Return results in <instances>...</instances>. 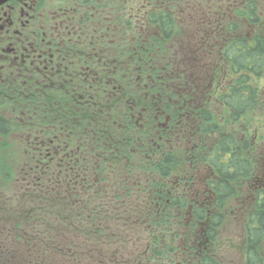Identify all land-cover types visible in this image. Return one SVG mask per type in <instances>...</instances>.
Segmentation results:
<instances>
[{
	"label": "flooded vegetation",
	"instance_id": "1",
	"mask_svg": "<svg viewBox=\"0 0 264 264\" xmlns=\"http://www.w3.org/2000/svg\"><path fill=\"white\" fill-rule=\"evenodd\" d=\"M103 1L96 0V7L88 0H0V117L4 126L18 125L23 165L39 175L32 180L25 172L23 185L47 184V193L57 166L68 170L66 162L87 143L85 132L96 129L102 139L112 138L110 127L121 119L110 111L124 110L123 124L115 129L126 127L129 117L136 137L143 134L153 146L168 143L178 127L167 110L176 105L168 64L177 61L168 58L169 51L174 48L177 56L180 51L185 63L201 66L202 72L207 67L202 78L210 85L223 48L236 41L254 44L264 36V0H141L164 5L159 8L172 20L170 32L135 18L138 0H130V25H113L114 13L106 15ZM145 71L158 82L148 85ZM195 79L191 73L197 97ZM180 90L186 93L184 86ZM105 109L107 120L95 123ZM6 134L5 139L11 135ZM5 139L0 136V147L7 145ZM211 177V170L199 166L186 185L191 205L204 218L194 224L186 219L164 264H201L203 256L216 255L218 231L208 218L218 205L207 182Z\"/></svg>",
	"mask_w": 264,
	"mask_h": 264
},
{
	"label": "trees",
	"instance_id": "2",
	"mask_svg": "<svg viewBox=\"0 0 264 264\" xmlns=\"http://www.w3.org/2000/svg\"><path fill=\"white\" fill-rule=\"evenodd\" d=\"M112 2L115 18L111 14V24L129 26L133 21L129 18V11H133L129 8L130 0L127 3L124 0L121 3ZM88 3L98 7L96 0H88ZM141 6H137L139 16L135 18H144L148 23L160 25L164 31H171L172 20L159 8L164 5L151 7L142 2ZM221 56L231 69L230 76L235 79L222 92H217L216 101L222 108L218 120L208 104V96H199L202 107L197 108L194 87L188 84L190 90L183 95L186 106L180 110L172 106L167 108L179 130L176 132L177 137L170 138L168 143L159 140L153 146L143 134L138 133L136 137V132L131 131L136 128L128 115L127 126L115 129L119 123L123 124L124 110L110 111L109 114L116 113L121 119V122H115L114 128L110 127L109 135L112 138L102 139L96 129L85 132L87 143L79 147L72 161L66 162L68 170L66 165L57 168L54 185L46 197L43 193L49 186L41 184L37 187L38 198L27 196L29 202L24 208L14 205V199L5 202L0 191V205L4 207L5 204L12 211L23 212L22 220L30 228L25 235L35 239L36 243L26 240L35 252L32 255L36 259L31 264H133L130 246L123 243L115 247L111 245L113 239L128 240L131 246V242L134 243L135 252L141 250L143 259L149 254L151 258L152 255L161 256L164 252L161 244L172 237L175 227L183 226V215L188 206L187 187L183 184L192 181V173L199 165H206L215 174L209 182L218 205L211 223L223 225L229 217L234 216L230 214L239 210L238 204L247 190L254 187L255 183L260 184L258 169L264 168V154L261 151L264 147V109L254 82L264 76V36L254 44L236 41L232 47L223 48ZM148 74L150 79L144 80L148 85L151 80L158 82L150 72ZM105 111L108 112L105 109L96 113L95 123L107 120ZM224 126L227 132L223 131ZM240 127L245 134L242 139L236 135ZM16 128L18 131V125L13 122H10L9 127L4 126L0 117V136H6V133L10 134ZM82 129L80 127L79 131ZM251 134L255 135L254 142L251 141ZM184 142L190 145L197 143L194 148L186 150L182 145ZM199 153L205 157L199 160ZM11 175V166L0 163V176L3 179L0 189L6 187V182L8 185ZM31 194L36 195L34 191ZM250 194H254V202L244 211L243 223H239V230L242 226L244 235L243 264H264L259 254V248L264 244V188ZM16 200L19 205V200ZM119 200L123 203L122 207L127 208L125 214L120 211ZM133 206L136 208L134 211ZM195 210L194 217L203 219L204 213ZM54 213L62 226L69 228L64 237L67 235V238L68 234L74 237L69 243L60 240L48 246L50 249H43L37 240L49 244L51 237L48 232L52 229L51 218ZM15 219L18 222L17 216ZM142 221L149 225L147 234H135ZM191 223L194 224V221ZM40 227L45 229L38 230ZM12 229L20 231L21 224L13 223ZM214 236L217 237V233ZM143 241L147 243L141 248L140 243ZM54 250L59 256H54ZM19 256L11 250H0V264H18ZM201 264L219 263L209 256H203Z\"/></svg>",
	"mask_w": 264,
	"mask_h": 264
},
{
	"label": "rangeland",
	"instance_id": "3",
	"mask_svg": "<svg viewBox=\"0 0 264 264\" xmlns=\"http://www.w3.org/2000/svg\"><path fill=\"white\" fill-rule=\"evenodd\" d=\"M113 0H104L103 1V6L102 8L105 10L106 15L107 14H111L110 12L112 11V2ZM120 2V0H119ZM121 3V2H120ZM109 18V17H108ZM169 69L171 71H174L173 66H169ZM179 69H177L176 71H178ZM217 70V67H216ZM182 71V70H180ZM208 71L207 67H204V70L202 72L201 66L199 65H195L193 68V77L197 78L195 79V84L197 86H199L200 88H203L205 86V84L207 82H205L206 77L202 78V74L205 75ZM224 71H227L226 69ZM186 72L188 73V70H186ZM201 74V75H200ZM217 74V72H216ZM201 76V78H200ZM218 80L220 85H218L216 88H214V80L213 82L209 85V87L207 89H210V92L216 91L219 92L221 91V88L224 87V85H226L227 81H228V77H225V75H221V71L218 74ZM190 81V76L188 77V79H185V81H183L182 83H187ZM194 81V80H193ZM215 81H217V78L215 79ZM255 84L257 85L259 92H263L264 91V76L262 77V79L255 81ZM191 83V81L189 82ZM164 84V83H163ZM188 86V85H187ZM186 87V86H184ZM174 91V89H173ZM181 92H179L178 94H180ZM219 93H214L211 96H217ZM205 96V95H204ZM178 102L181 101V94L177 97ZM17 132H14L13 134H11L9 137H7V142L5 144H7V147L1 151L0 149V163H5L8 164L9 166L11 165L10 163V156L11 154L16 155L17 157H14V161L11 159V161L13 162H19L21 159L20 157L22 156V144L19 143V138L16 140L15 138H17ZM16 152V153H15ZM25 157V156H22ZM6 158H9L8 160H6ZM13 158V157H11ZM10 162V163H7ZM258 172L263 173V169L260 170L258 169ZM0 180L2 179V176H0ZM14 181H10L7 185L6 182V187H2V189L0 191H3L4 189L10 193V194H19L22 191V184L19 181V179L14 178ZM1 184V182H0ZM8 186V188H7ZM27 194H29L32 197L31 194V189H29V191L27 192ZM7 196V194H6ZM14 198V195L12 197V199ZM33 198L37 199V196L33 195ZM11 199V200H12ZM19 205L18 202H12L14 205L16 206H23L24 208H27V203L29 202V199H21L19 201ZM121 207H120V211L122 214H125V210L127 208L122 207V202L119 200ZM136 210V208H134L133 206V211ZM132 211V209H131ZM23 212H17V211H12L9 207V209L0 205V250H11L14 251L15 254L20 255L21 257H19L18 259L21 260L20 264H31L32 260L36 259V257L32 254H34L31 251H34L33 248L29 247V245L27 243H25V240H31L34 243H36L33 239H31L29 236L25 235V232L27 233V231H29V227L27 226V228L23 231H15L12 229V225L13 223H20V221L22 220L23 217ZM16 216L18 218V222L16 221ZM52 219V229L49 230V234L51 237V240H49V244H45V241H41V240H37L38 244L41 246V248H48V246L52 245V244H56L57 242H59L60 240H66V236L64 237V234H67L69 231L68 226H62V223L56 218L55 213L53 214ZM24 222V221H23ZM25 223V222H24ZM26 224V223H25ZM70 225V224H69ZM219 235L217 236V242H218V249L216 252L215 256H209L215 259H218V263L219 260L222 262V264H236L237 263V257L238 255L236 254L234 247H233V242H234V238L232 237V234L235 233L236 231V226H235V222L231 219H228V221L224 224V225H219ZM40 229H45L43 227H40L38 230ZM143 232H145V228L142 229ZM65 232V233H62ZM36 237V236H33ZM30 238V239H29ZM53 238V240H52ZM177 239V242L179 241V237H175ZM237 238V237H236ZM38 239V238H37ZM238 240V238H237ZM264 241V239H263ZM51 247H49L48 249H50ZM260 249V256L261 258L264 260V244L259 248ZM54 252H56L54 250ZM57 256H59V254H57ZM13 264V263H10Z\"/></svg>",
	"mask_w": 264,
	"mask_h": 264
}]
</instances>
